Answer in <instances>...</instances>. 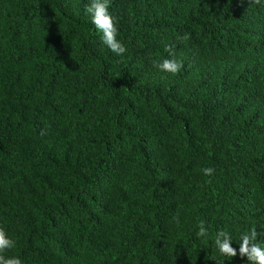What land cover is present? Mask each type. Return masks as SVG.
Returning a JSON list of instances; mask_svg holds the SVG:
<instances>
[{
  "label": "trees",
  "instance_id": "trees-1",
  "mask_svg": "<svg viewBox=\"0 0 264 264\" xmlns=\"http://www.w3.org/2000/svg\"><path fill=\"white\" fill-rule=\"evenodd\" d=\"M86 4L0 0V228L16 242L5 255L216 264L200 221L237 249L264 229V4L112 0L122 57ZM170 51L184 65L174 76L155 66Z\"/></svg>",
  "mask_w": 264,
  "mask_h": 264
},
{
  "label": "clouds",
  "instance_id": "clouds-1",
  "mask_svg": "<svg viewBox=\"0 0 264 264\" xmlns=\"http://www.w3.org/2000/svg\"><path fill=\"white\" fill-rule=\"evenodd\" d=\"M254 2L264 4V0H254ZM111 6L112 0H87L84 11L90 18L92 30L99 33L100 44L110 53L122 57L127 49L118 38L120 35L118 19L112 13ZM155 66L159 72L173 76L184 67L182 60L177 59L171 51L168 58L161 59ZM201 172L205 177H212L215 169L204 167ZM196 227L198 228L197 238L204 242L211 240V246L215 248L217 255L223 258L216 261V264H224L226 260L231 261L237 256L243 260V264H264V229L258 231V228H250L241 233L238 243L235 242L239 245L237 249L232 246L234 240L230 230H217L215 236H211L204 221H200ZM15 247V240L0 228V264H24L18 255H5L8 250ZM213 259L216 260L215 257Z\"/></svg>",
  "mask_w": 264,
  "mask_h": 264
}]
</instances>
